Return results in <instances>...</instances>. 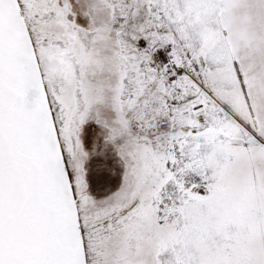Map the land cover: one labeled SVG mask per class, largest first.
Returning <instances> with one entry per match:
<instances>
[{
  "label": "snow or ice",
  "instance_id": "6c2138e0",
  "mask_svg": "<svg viewBox=\"0 0 264 264\" xmlns=\"http://www.w3.org/2000/svg\"><path fill=\"white\" fill-rule=\"evenodd\" d=\"M0 264H264V0H0Z\"/></svg>",
  "mask_w": 264,
  "mask_h": 264
}]
</instances>
